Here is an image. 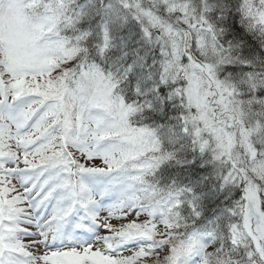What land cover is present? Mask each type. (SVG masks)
Wrapping results in <instances>:
<instances>
[{
	"label": "snow or ice",
	"instance_id": "1",
	"mask_svg": "<svg viewBox=\"0 0 264 264\" xmlns=\"http://www.w3.org/2000/svg\"><path fill=\"white\" fill-rule=\"evenodd\" d=\"M0 264H264V0H0Z\"/></svg>",
	"mask_w": 264,
	"mask_h": 264
}]
</instances>
